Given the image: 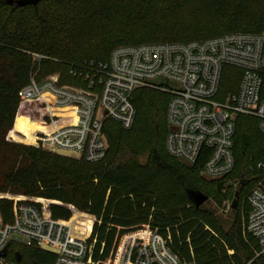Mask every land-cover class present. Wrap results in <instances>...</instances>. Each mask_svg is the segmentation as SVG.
I'll return each instance as SVG.
<instances>
[{
	"label": "trees",
	"instance_id": "trees-1",
	"mask_svg": "<svg viewBox=\"0 0 264 264\" xmlns=\"http://www.w3.org/2000/svg\"><path fill=\"white\" fill-rule=\"evenodd\" d=\"M11 1L15 0H0V193L58 201L94 216L90 242L95 241L92 255L97 262L113 259L126 234L151 228L167 238L172 252L184 261L264 264V256L256 257V242L243 234L247 202L243 218L238 213L240 192L253 183L252 176L264 171L257 170L258 164L264 166L263 141L241 130L237 147L238 126L246 129L251 125L249 119H255L240 116L237 120L235 167L229 179L241 169L239 177L246 182L239 188L237 208L227 213L203 191L204 186L213 185L215 191L222 192L223 181L208 183L197 167L168 154L170 97L159 91L144 89L135 94L136 118L131 129L105 121L108 150L105 159L95 164L60 159L7 140L17 121L19 92L35 72L31 54L46 57L40 64L39 79L59 74L61 84L77 86L70 74L72 68L85 61L106 62L120 46L185 44L231 33L261 34L264 12L251 10L253 0H42L25 7ZM191 3L215 26L203 29L198 22L187 27L164 21L167 14ZM162 20L165 23L161 24ZM163 34L170 40L161 37ZM239 74L227 70L223 92L236 89ZM23 112L31 113L37 122L48 120L44 107L38 104ZM39 124L32 127L33 137L37 131L45 132V124ZM111 125L116 127L111 129ZM256 125L259 131L257 121ZM252 160L259 161L250 166ZM196 191L207 196V203L218 213L207 205L197 208L190 199V192ZM51 213L55 220L72 218V212L61 205H52ZM0 215L4 223L13 222L12 201L0 200ZM79 221L88 226L92 218L82 215ZM20 245L21 250L27 249L26 258L21 253V264H54L56 260L55 254ZM12 246L9 258L15 260L17 249Z\"/></svg>",
	"mask_w": 264,
	"mask_h": 264
},
{
	"label": "built area",
	"instance_id": "built-area-1",
	"mask_svg": "<svg viewBox=\"0 0 264 264\" xmlns=\"http://www.w3.org/2000/svg\"><path fill=\"white\" fill-rule=\"evenodd\" d=\"M31 57L35 72L19 92L17 116L24 114L25 107L38 104L48 118L39 122L46 128L35 132L33 147H49L90 164L101 162L108 150L105 121L131 129L136 118L135 94L155 90L170 97L168 154L197 167L203 179L223 181L225 189L242 186L244 177L237 182L229 179L235 167L234 137L240 116L255 119L264 135V32L231 33L185 44L120 46L106 62L85 61L72 68L70 74L78 86L61 84L59 74L39 79L46 57ZM230 68L239 71V81L234 91L223 92V79ZM8 141L16 142L10 136ZM257 170L262 172L264 166L258 164ZM255 180L257 185L246 198L249 210L243 234L256 242V257H260L264 256V180ZM12 201L13 222L6 224L0 218V264H21L9 258L12 235L26 239L27 246L56 250L54 264H198L181 260L168 239L151 228L126 234L113 259L97 262L92 255L95 241L90 242L96 218L83 226L79 220L84 214L72 205L66 207L73 217L62 221L52 217L51 206L56 202ZM231 208L227 202L221 211L227 213Z\"/></svg>",
	"mask_w": 264,
	"mask_h": 264
},
{
	"label": "rangeland",
	"instance_id": "rangeland-1",
	"mask_svg": "<svg viewBox=\"0 0 264 264\" xmlns=\"http://www.w3.org/2000/svg\"><path fill=\"white\" fill-rule=\"evenodd\" d=\"M251 10L254 12H260V13L264 12V0H253L251 3ZM199 12L200 11L195 4H193V3L187 4L181 10L178 9L172 13L167 14L165 16L164 21H167L169 25H173V24L177 23V24L187 26V27H189V26L191 27L195 24V22H198L200 24V26H202L201 28H203V29H210L211 26H215V23H213L211 20L201 16V14H199ZM164 21L163 20H162V22L160 21L161 24L165 23ZM161 37H163L164 39H165V37H167L169 39V37L165 34L161 35ZM144 43H147V42L145 41ZM77 83L79 85V82H77ZM70 86H72V85H70ZM27 115L28 114H26V112H24V114L22 116L17 117V121H16V124L14 126V129L8 134L7 140L10 136V138L15 140L16 141L15 143H17V144H22V145H26V146H33L31 144H33V142L35 140V138H34L35 136L33 137V135H32V127L38 126L40 124L37 121L31 120L29 118V115L28 116ZM249 122L251 125L248 126V128H246V129L242 128L241 124L239 123L240 125L238 126L237 136H236L237 147L240 143L239 134H240L241 130L244 131L248 135H254V136L258 137L260 141L264 142V138L261 136V134L257 130L256 121L249 119ZM115 127H116L115 125H111L110 128L114 129ZM107 143L109 145V142H107ZM237 147H236V154L238 155L237 151H239V150H237ZM42 150L50 153L51 155L59 157L60 159L74 160L70 157L65 158V157L60 156L59 154L55 153V151L52 148H49V147H45ZM257 161H259V160H252L250 162L251 163L250 166H253ZM240 172H241V169L236 170V172L230 178L231 182H237V180L240 179V177H239ZM255 177H259L260 180H264V171L262 173L257 174L256 176H254L252 178V182H253L252 184L245 185L246 181H243V183L245 185V189L242 192H240V197L238 199V203H239L238 204V213L240 216H242V218L245 215V211H246L247 195L257 185L256 184L257 180H255ZM250 178H251V176L248 177V179H250ZM204 180L208 183L217 182V181H211V180H206V179H204ZM244 185H242V186H244ZM242 186H241V188H242ZM239 188L240 187L236 188L235 190L232 188H228L222 192H217V191H215V188L213 185H206L203 187V191H205L208 194V196L210 197V200L214 204H217V203L220 204L221 205L220 209H222L223 205L227 202H230V204L232 206L234 200L232 201L231 197L234 196L237 191H239ZM0 197H3V199L10 200V201L15 200V199H20V198H25L27 200H30V199L48 200L45 198H30V197H25L22 195H14V194H10V193H5V194L0 193ZM3 199H0V200H3ZM50 201H53V200H50ZM12 202H14V201H12ZM53 202H56L53 205H61V206L66 207V205L62 204L61 202H58V201H53ZM80 213L87 215L91 218L94 217V216H91V215L83 213V212H80ZM0 218H1V215H0ZM141 230H143V229H141ZM137 231H140V230H137ZM12 249L13 250L17 249L16 252H20V254L23 253L25 255V258L27 257V249L21 250V245L19 243L14 242Z\"/></svg>",
	"mask_w": 264,
	"mask_h": 264
},
{
	"label": "water",
	"instance_id": "water-1",
	"mask_svg": "<svg viewBox=\"0 0 264 264\" xmlns=\"http://www.w3.org/2000/svg\"><path fill=\"white\" fill-rule=\"evenodd\" d=\"M40 1H42V0H15V1H11L10 4H15L17 7L36 6ZM59 155L62 156V157H65V158H69L68 153L61 152V153H59ZM238 197H239V192L237 191L235 193V195H234V201H233V204H232V209H236L237 208L236 200L238 199ZM190 199H191V201L194 203V205L197 208H199L200 206H203V205H207L210 209H212V211L214 213H218V209H216L214 205L207 203L209 201V199L203 193L197 192V191L196 192H190ZM11 240L13 242H16V243H19V244H22V245H26L28 243V241L26 239H23V238H21L19 236H15V235L11 236ZM9 246H10V244H8V247ZM7 248H5L3 250V252L1 253L2 257H4L6 255ZM42 250L46 251V252H49V253H52V254H56L57 253L56 250H54L52 248H49L48 246H44V245L42 246ZM15 260L18 263H20L22 261V256H21V254L19 252L15 253Z\"/></svg>",
	"mask_w": 264,
	"mask_h": 264
},
{
	"label": "bare ground",
	"instance_id": "bare-ground-1",
	"mask_svg": "<svg viewBox=\"0 0 264 264\" xmlns=\"http://www.w3.org/2000/svg\"><path fill=\"white\" fill-rule=\"evenodd\" d=\"M19 116H22V115H19ZM18 117V116H17Z\"/></svg>",
	"mask_w": 264,
	"mask_h": 264
}]
</instances>
